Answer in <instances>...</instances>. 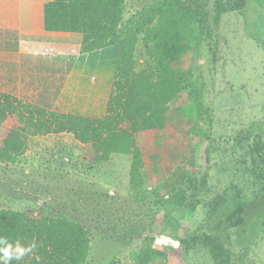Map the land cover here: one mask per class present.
Returning <instances> with one entry per match:
<instances>
[{
  "label": "trees",
  "instance_id": "1",
  "mask_svg": "<svg viewBox=\"0 0 264 264\" xmlns=\"http://www.w3.org/2000/svg\"><path fill=\"white\" fill-rule=\"evenodd\" d=\"M33 1L23 14L28 18L25 21L31 20L27 27L81 32L82 53L118 47L111 95L103 117L58 112L50 102L58 95L60 86L55 79L44 82L47 78L43 74L48 71L43 66L30 68L34 87L45 88V92L37 90L35 99L25 100L6 89L14 75L25 67L19 64V0H0V165L12 168L29 162V139L60 133L72 134L85 148L83 161L87 162L81 165L70 146L64 144L56 159L79 179L83 175L105 176L103 181L113 182L111 174L118 165L112 162L128 160L129 193L146 204L148 196H152L155 208L150 203L141 210L152 209L154 215L163 211L164 223L169 228L154 230L131 218L134 222L128 224L119 239L123 243H140L131 253L123 258L112 257L107 264H158L160 260L189 264L192 249L201 238L215 264L230 263L233 238L245 246L240 256L246 258L250 242L264 236V123L258 122V129H253L255 124L251 127L260 132L256 147L241 153H250L251 159L238 158L235 170L229 174L232 178L223 177V181L229 179V184L213 198L208 216L193 232L187 228L177 235L174 223L175 215H182L183 209L195 205L188 202V189L175 186V191L164 194L160 186L151 190L144 172L148 150L168 147L174 131L212 140L209 129L214 106L206 101L208 92L201 78L182 63L184 54L199 44L205 30L208 10L204 4L200 0ZM224 4L217 1L216 21L226 10ZM194 23L201 28L200 36L192 31ZM255 41L264 49V42L261 44L257 38ZM66 60L73 62L75 56ZM208 144L202 153L206 163L211 161L212 144ZM193 188L196 190V185ZM92 194L93 191L88 192L87 196ZM4 198V202L0 201V248L35 245L7 264H88L93 235L78 216L19 209L8 199L10 196ZM103 210L104 207L100 208ZM136 215L142 217V211ZM162 234L175 236L179 244L171 248L158 244L156 240ZM0 264L5 261L0 260Z\"/></svg>",
  "mask_w": 264,
  "mask_h": 264
},
{
  "label": "rangeland",
  "instance_id": "2",
  "mask_svg": "<svg viewBox=\"0 0 264 264\" xmlns=\"http://www.w3.org/2000/svg\"><path fill=\"white\" fill-rule=\"evenodd\" d=\"M217 1L200 0L208 10L205 30L199 44L182 58L183 66L201 78L203 88L208 92L206 101L214 106V120L209 129L212 140L174 131L168 147L160 151L148 150L144 167L149 189L160 186L164 194L174 190L172 187L182 186L188 189V202L195 203L183 209L182 215H175L177 235L187 228L190 232L197 230L206 219L210 202L229 184V179L223 181V177H231L229 174L235 170L238 158L242 161L251 159L250 153H241L256 147L260 132L253 129H258V122L264 123V49L255 41L257 38L261 44L264 42V0H222L226 10L216 21ZM192 27V31L200 36L198 24L194 23ZM208 143L212 144L211 161L206 163L202 153ZM29 144L26 152L29 162L12 168L0 165V201L4 202L7 199L4 197L10 196L8 199L19 209L51 214L67 212L78 216L91 228L93 235V252L88 264H107L112 257L123 258L131 253L140 240L123 243V239H119L131 222H141L140 225L144 223L158 231L169 228L164 223L163 211L154 215L152 209L141 210L146 203L129 193L128 160L112 162L118 165L111 174L113 182L103 181L105 176L83 175L79 179L68 172L69 167L56 160L58 150L64 144L70 146L80 165L87 162L83 161L84 146L72 134L37 136L29 139ZM91 191L93 194L88 197L87 193ZM153 199L148 196L146 205L151 203L155 208ZM103 207L105 210L101 212ZM141 211L142 217L137 218L136 214ZM156 242L165 248L179 244L175 236L168 234L158 235ZM202 242L203 239H199L192 249L189 264L216 263ZM244 247L233 238L229 264H264V236L252 240L249 254L241 258ZM158 264L170 263L160 260Z\"/></svg>",
  "mask_w": 264,
  "mask_h": 264
},
{
  "label": "crops",
  "instance_id": "3",
  "mask_svg": "<svg viewBox=\"0 0 264 264\" xmlns=\"http://www.w3.org/2000/svg\"><path fill=\"white\" fill-rule=\"evenodd\" d=\"M32 1L18 2L19 49L22 54L19 56V64H23L25 68L16 77L14 75L11 86L6 89L17 93L25 100L35 99L37 90L45 92V88L34 87L32 70L36 66H43L45 71H48L43 74V77L47 78L44 82L48 84L51 79H55L60 86L58 95L50 102L54 110L103 117L111 95L118 47L114 45L82 53L81 32L27 27L26 23L31 20L25 21L24 12L28 10ZM69 56H75V60L67 61ZM2 81L4 82V79Z\"/></svg>",
  "mask_w": 264,
  "mask_h": 264
},
{
  "label": "clouds",
  "instance_id": "4",
  "mask_svg": "<svg viewBox=\"0 0 264 264\" xmlns=\"http://www.w3.org/2000/svg\"><path fill=\"white\" fill-rule=\"evenodd\" d=\"M35 245L28 247V248H21L19 245L13 249L11 245H9L6 248H0V253H3L2 256H0V260H4L5 264H7V261L15 257L16 259H19L21 256H23L26 252H30L32 250V247Z\"/></svg>",
  "mask_w": 264,
  "mask_h": 264
}]
</instances>
